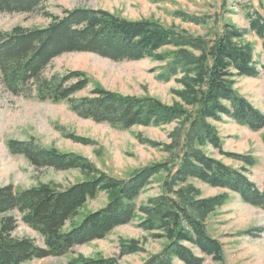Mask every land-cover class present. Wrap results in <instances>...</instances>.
<instances>
[{
	"label": "trees",
	"instance_id": "trees-1",
	"mask_svg": "<svg viewBox=\"0 0 264 264\" xmlns=\"http://www.w3.org/2000/svg\"><path fill=\"white\" fill-rule=\"evenodd\" d=\"M46 1L0 0L2 12L41 11L49 19L44 26H17L11 31H0V85L13 94L66 101L79 116L113 127L175 123L170 132L171 143L165 145L170 154L126 177H116L82 155L46 147L34 138L10 139V150L25 155L38 168H80L88 176L64 188L51 184L28 188L0 185V264H27L37 258L63 255L76 245L106 237L115 227L136 217L135 201L162 170L167 172L164 191L147 200L139 226L154 236L156 231L163 230L168 241L143 264H175V258L185 264H204L205 256L222 262L223 245L209 233L202 218L222 197L196 199L191 197L193 186L176 185L198 178L212 186L229 188L245 202L264 209V183L258 185L243 169L202 150L211 145L222 154L250 162V157L246 159L223 149L209 120L228 116L251 130L264 127V113L232 84L233 77L260 75L253 46L235 41L243 35L229 23L214 29L209 36H196L157 21L128 19L102 9L64 8L62 14H56L46 8ZM247 18L264 46L263 15L251 9ZM166 46L176 49L160 54L159 50ZM69 52H93L116 61L166 58L162 77H174L185 85L186 89L178 92L185 105H168L152 96L125 95L101 85L90 89L89 77L79 70L47 75L54 58ZM85 90L89 93L81 94ZM70 136L88 142L85 137ZM138 139L144 141L141 135ZM148 141L151 145L161 144ZM101 193L106 194L107 203L82 213L88 201ZM13 211L44 237L45 246L37 244L34 238L13 234L18 226ZM262 230L253 227L247 233ZM120 245L122 254L139 251L136 241H122ZM196 248L205 256L199 255ZM73 264H117V259L79 256Z\"/></svg>",
	"mask_w": 264,
	"mask_h": 264
},
{
	"label": "rangeland",
	"instance_id": "rangeland-1",
	"mask_svg": "<svg viewBox=\"0 0 264 264\" xmlns=\"http://www.w3.org/2000/svg\"><path fill=\"white\" fill-rule=\"evenodd\" d=\"M45 5L56 14H62L64 8L102 9L128 19L157 21L196 36H209L214 29L229 23L242 32L243 36L235 41L253 46L254 59L260 69L259 76L233 77L232 84L264 113L263 39L250 28L247 18L251 9H256L264 17V0H47ZM48 22L49 19L41 11H0V31H11L17 26H44ZM171 49L176 47L166 46L159 52L161 54ZM166 62V58L151 57L116 61L93 52H69L54 58L46 74L79 70L89 77L90 89L94 85H101L125 95L152 96L168 105H185L178 93L186 89L185 85L174 77H162ZM89 90L81 94L86 95ZM209 122L220 136L225 151L243 155L246 159L250 157V162L222 154L211 145L203 146L202 150L228 165L243 169L248 177L262 186L264 127L257 131L251 130L228 116ZM174 125H136L128 129L113 127L106 122L79 116L66 101H45L35 96L13 94L0 85V185L14 184L15 187L28 188L51 184L64 188L88 176L80 168H38L25 155L10 150V139L30 141L34 138L46 147L87 157L100 170L116 177H126L138 168L163 161L169 156L165 145L171 143L170 132ZM70 134L85 137L88 142L74 140ZM138 135L144 141L139 140ZM148 140L161 144L151 145ZM166 174L162 170L142 191L135 201L136 217L129 223L115 227L102 239L76 245L66 254L37 258L27 264H73V260L79 256L116 258L117 264H143L151 255L160 252L168 241L163 230L156 231L154 236L139 226L141 218L145 216L142 207L150 197L161 195L164 191ZM189 186L194 187L191 197L196 199L222 197L221 202L215 204L202 218L209 233L222 243L224 259L216 262L212 256H205L196 248L199 255L205 256L204 264H264V209L245 202L239 193L229 188L212 186L198 178H189L184 184L176 185V188ZM106 203L107 196L101 193L88 201L82 213L101 208ZM11 214L18 221L14 235L34 238L37 244L45 246L44 237L24 222L17 211ZM253 227L263 230L249 235L247 232ZM122 241H136L139 251L122 254ZM174 261L175 264H185L177 258Z\"/></svg>",
	"mask_w": 264,
	"mask_h": 264
}]
</instances>
